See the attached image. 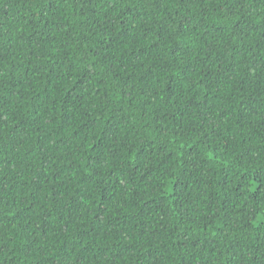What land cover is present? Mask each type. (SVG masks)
<instances>
[{
    "label": "trees",
    "instance_id": "16d2710c",
    "mask_svg": "<svg viewBox=\"0 0 264 264\" xmlns=\"http://www.w3.org/2000/svg\"><path fill=\"white\" fill-rule=\"evenodd\" d=\"M0 264H264V0H0Z\"/></svg>",
    "mask_w": 264,
    "mask_h": 264
}]
</instances>
